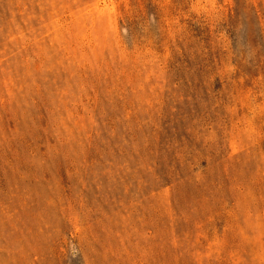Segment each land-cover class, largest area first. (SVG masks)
<instances>
[{
    "label": "rangeland",
    "instance_id": "374dc122",
    "mask_svg": "<svg viewBox=\"0 0 264 264\" xmlns=\"http://www.w3.org/2000/svg\"><path fill=\"white\" fill-rule=\"evenodd\" d=\"M0 264H264V0H0Z\"/></svg>",
    "mask_w": 264,
    "mask_h": 264
}]
</instances>
